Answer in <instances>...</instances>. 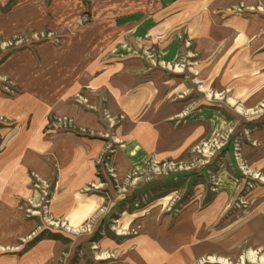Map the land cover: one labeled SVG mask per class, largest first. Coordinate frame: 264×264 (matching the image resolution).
<instances>
[{
	"label": "rangeland",
	"instance_id": "374dc122",
	"mask_svg": "<svg viewBox=\"0 0 264 264\" xmlns=\"http://www.w3.org/2000/svg\"><path fill=\"white\" fill-rule=\"evenodd\" d=\"M118 9L117 0H0V264H22L17 261L27 253L42 254L44 264H101L118 259L101 240L122 245L143 233L135 249L164 251L169 237L151 239L174 226L168 234H180L185 213L200 220L218 211L220 226L264 201L261 112L244 115V122L221 114L227 125L219 132L211 129L210 119H202L203 136L186 152L150 159L140 171L115 176L110 158L121 116L111 118L106 98L86 86L71 93L65 89L90 60L120 57L112 24ZM107 11L113 16H105ZM181 50L171 63L150 51L155 61L145 71L163 87L166 100L183 108L170 118L174 127L190 122L198 109L212 108L210 92L203 95L197 85L191 50ZM57 104L89 115L100 128L80 127L74 117L53 111ZM53 133L96 137L104 145L95 162V183L80 194L101 196L108 211L102 208L74 229L50 212L51 205H62L57 199L63 195L55 193L58 172L43 180L26 167L29 145ZM248 262L264 264V259Z\"/></svg>",
	"mask_w": 264,
	"mask_h": 264
},
{
	"label": "crops",
	"instance_id": "0c3cea01",
	"mask_svg": "<svg viewBox=\"0 0 264 264\" xmlns=\"http://www.w3.org/2000/svg\"><path fill=\"white\" fill-rule=\"evenodd\" d=\"M117 2L121 9L114 16L107 11L105 16L114 18L113 40L120 57L90 60L78 81L65 89L71 93L86 86L106 98L105 108L111 118L121 116L110 158L115 176L123 178L131 171H140L150 159L161 161L186 152L203 136L202 119H210L211 129L219 132L227 125L221 114L244 122L246 114L264 113V0ZM183 48L191 50L197 85L203 95L210 92L212 108L198 109L190 122L174 127L170 118L183 108L166 100L163 87L145 71L149 61H155L150 51L156 52L159 61L171 63ZM143 53L149 54L147 59ZM71 108L64 105L53 111L74 117L85 129L100 128L89 115ZM32 144L27 149L26 167L43 180H48L52 171L58 172L55 193L63 197L57 199L62 205L50 207L55 219L74 229L103 208L101 196L80 194L95 183V162L104 148L102 141L86 135L53 133L41 134ZM75 197L76 206L70 208ZM103 209L105 214L108 209ZM184 216L186 223L180 234H168L174 226L151 239L156 243L169 237L170 244L164 245V251L156 247L135 249L144 240L140 237L144 233L122 245L101 240V246L118 258L104 259L101 264H252L248 261L253 258L264 259V201L253 212L229 216L220 226L216 224L220 220L218 211L200 220L189 212ZM32 254H25L17 263L44 264L42 254Z\"/></svg>",
	"mask_w": 264,
	"mask_h": 264
},
{
	"label": "built area",
	"instance_id": "2783aa9c",
	"mask_svg": "<svg viewBox=\"0 0 264 264\" xmlns=\"http://www.w3.org/2000/svg\"><path fill=\"white\" fill-rule=\"evenodd\" d=\"M86 20H87L86 18L78 19V20H77V23H78V24H82V23H84Z\"/></svg>",
	"mask_w": 264,
	"mask_h": 264
}]
</instances>
